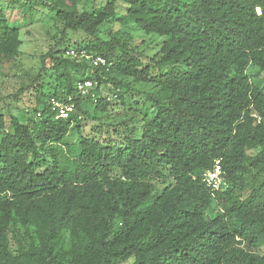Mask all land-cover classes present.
<instances>
[{"label": "trees", "instance_id": "16d2710c", "mask_svg": "<svg viewBox=\"0 0 264 264\" xmlns=\"http://www.w3.org/2000/svg\"><path fill=\"white\" fill-rule=\"evenodd\" d=\"M32 5L63 25L41 58L58 84L26 122L0 112V264H264V200L256 190L243 198L241 186L264 175V0H100L90 10L76 0H20L19 8ZM111 21L160 39L158 51L143 56L118 33L100 39ZM67 32L91 40L70 46ZM19 46L0 7V59ZM69 49L105 64L70 58ZM114 75L155 88L146 95L152 115L138 136H84L83 102L105 114L120 99L99 96ZM83 81L94 84L93 98L76 92ZM69 97L73 111L60 119L49 100ZM73 131L76 145L65 141ZM215 160L219 191L202 181ZM151 180L173 183L156 194ZM13 224L23 232L14 252Z\"/></svg>", "mask_w": 264, "mask_h": 264}, {"label": "rangeland", "instance_id": "374dc122", "mask_svg": "<svg viewBox=\"0 0 264 264\" xmlns=\"http://www.w3.org/2000/svg\"><path fill=\"white\" fill-rule=\"evenodd\" d=\"M79 10H90L98 5L100 0H76ZM20 0H0V7L8 10L10 19L15 20L19 29L20 46L16 56L7 55L0 59V112L4 114V120L8 122L10 116H14L22 122H26L32 112L38 109V104L50 95L58 82L49 60L44 63L41 58L54 46H56L63 25L56 20L54 13L46 6H27L20 9ZM121 14H119V17ZM114 33L124 39L130 37L132 46L143 56L151 57L159 49L160 39L145 36L130 27H121L119 23L111 21L102 25L98 30V37L108 40ZM128 35V36H126ZM70 46L86 45L91 40L82 32H67ZM45 66V72L41 71ZM155 73V72H154ZM41 74V78L37 75ZM247 74L251 79H255L257 69L249 66ZM258 78L264 80V74ZM113 82H122V86L116 83L106 84L99 91V96L111 99L113 93L119 92L120 99L112 100L108 111L100 114L94 110V106L87 100L83 102V108L87 110L89 119L81 122V132L84 136L93 137L97 140L112 139L120 140L122 135H139L141 120L143 116L150 117L153 107L147 99V94L155 92V88L150 84H135L130 79H122L113 76ZM264 86V82L262 83ZM133 91V93H132ZM94 91H92L93 93ZM100 118V120H98ZM131 130V131H130ZM2 133L0 132V139ZM65 141L70 144H77L78 134L76 131L70 132ZM264 175L255 178L248 177L242 182L243 198L252 190L259 192L264 200ZM155 186L156 194L162 192L164 188L172 185V180L155 181L151 180ZM213 210V211H212ZM212 210L205 213L206 218H210L216 212L213 204ZM22 230L17 224L10 227L9 238L11 240L10 250L16 249L13 238L22 239ZM67 236V235H66ZM67 246L69 237L66 238ZM258 252L264 255V243L259 247ZM132 259L122 264H131Z\"/></svg>", "mask_w": 264, "mask_h": 264}, {"label": "built area", "instance_id": "2783aa9c", "mask_svg": "<svg viewBox=\"0 0 264 264\" xmlns=\"http://www.w3.org/2000/svg\"><path fill=\"white\" fill-rule=\"evenodd\" d=\"M66 56L75 59H82L88 61L93 66L104 65L105 60L98 55L87 53L85 51H76L74 49H69L66 52ZM76 92L81 97H91L93 98V94L91 91L94 90V84L91 81H83L76 83ZM49 105L51 106L52 110L57 113V117L60 119H66L68 114L73 111V103L71 102V98H67L66 103H62L61 101L50 98ZM202 181L209 188L211 191H219L222 187L225 186L224 180V172L220 165V160L214 161L213 169L210 171H206L202 175Z\"/></svg>", "mask_w": 264, "mask_h": 264}]
</instances>
